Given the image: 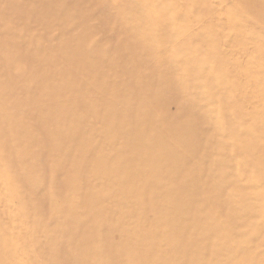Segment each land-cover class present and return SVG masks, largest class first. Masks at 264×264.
<instances>
[{
    "label": "rangeland",
    "instance_id": "rangeland-1",
    "mask_svg": "<svg viewBox=\"0 0 264 264\" xmlns=\"http://www.w3.org/2000/svg\"><path fill=\"white\" fill-rule=\"evenodd\" d=\"M0 264H264V0H0Z\"/></svg>",
    "mask_w": 264,
    "mask_h": 264
}]
</instances>
